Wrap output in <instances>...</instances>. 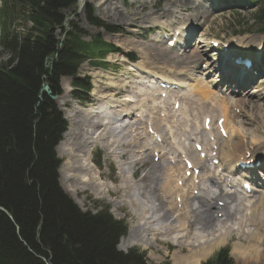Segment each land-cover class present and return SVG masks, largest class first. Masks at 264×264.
<instances>
[{
	"label": "trees",
	"instance_id": "obj_1",
	"mask_svg": "<svg viewBox=\"0 0 264 264\" xmlns=\"http://www.w3.org/2000/svg\"><path fill=\"white\" fill-rule=\"evenodd\" d=\"M3 2L8 15L0 12V206L5 209L0 211V264H45L46 257L51 264H146L139 250L117 249L128 229L123 221L108 208L96 215L81 212L59 186L55 146L65 122L43 93L44 82L60 93L61 77H76L86 60L108 67L103 59L120 49L100 34L86 40L73 23L65 27L78 0ZM255 16L264 34V6ZM16 19L21 25L12 29ZM88 20L110 32L123 31L93 10ZM87 83L74 80L81 90L89 88ZM206 264L233 261L222 250Z\"/></svg>",
	"mask_w": 264,
	"mask_h": 264
},
{
	"label": "rangeland",
	"instance_id": "obj_2",
	"mask_svg": "<svg viewBox=\"0 0 264 264\" xmlns=\"http://www.w3.org/2000/svg\"><path fill=\"white\" fill-rule=\"evenodd\" d=\"M103 2L111 3L112 8L109 7L106 12V9L104 8L103 4H101V6L103 5L102 7L99 6L98 4L99 0H81V4L83 6L79 8V10L77 11V15L71 18L73 25L79 28L83 32V37L86 40L90 39L93 36L100 34L106 41L115 44L117 47H120L121 52L111 53L109 56H107L106 60L111 63V66L108 68H104L103 71H109V72L112 71L116 74L121 75L124 70L130 69L133 67L131 61L127 57V54L134 53L138 57L139 60H142L145 57V59H143L142 61L144 62V66L149 68V70L151 69L155 70L158 72V74L167 75V71L168 73L173 74L172 73L173 69L166 71V69H164L165 64L161 61L157 62V60L155 62L153 58H154V51L155 49L158 48L159 45L162 44L164 48H167L165 47V44L162 42L158 28H166L168 30L169 23L175 24V21H178V20L185 21L187 22V24L192 25V28H194L195 30V34H194L195 43L199 41V39L204 41L202 43V46L200 44L201 47L198 48L200 50L198 53L199 58H200V61L198 60L199 62L198 67L201 61L205 60L206 58H208L210 55L213 54L212 52L206 53L207 49L210 48V42L213 38L236 39L241 42V47H243V49L251 48L252 50H257V49L259 50L260 46L264 45V35L259 34V31H258L259 26L257 25L256 16H255V13L259 10V8L263 7V2L261 0H243V2L235 4L233 7L229 9H214L205 0H197V1L196 0H106V2L105 1ZM0 6H1V0H0ZM91 9L94 10L93 11L94 14L99 19H101L108 25L122 28L123 32H118V33L108 32V30L97 27L93 25L92 23H90L88 20V16H89V12ZM200 14H203V15H200ZM175 16L179 17L178 20L175 18ZM20 22L21 21L18 20L17 22L18 26L20 25ZM68 25L69 24H67L66 27H69ZM105 34L108 36H105ZM107 37H109V39ZM159 42H161V44L154 45L152 47L153 44H157ZM171 50L175 52L174 49H171ZM192 52H193V49L184 56V59L192 56L193 55ZM146 55L148 57H146ZM146 58L147 59L149 58L148 60H152L153 62L152 63L151 61L149 62ZM195 59H198V57H196ZM193 60L194 58L192 59V61ZM190 64L192 66V64L194 63L192 62ZM90 68L94 69L93 66L89 64L88 62L83 63L77 75L79 78L76 77V79L89 76L88 78L91 80L90 83L92 85L90 96L91 97L93 96V99H94V102H92L93 101L92 100L91 103L93 104L97 103L100 105V107L98 108V113L101 116H103V113L101 112L103 109L107 111V113L111 115L113 118H115L117 114L119 115V113L117 112L119 109L117 108L118 106L116 105L119 104L121 101H123L122 103L123 108H124L123 115L130 114L129 117L133 118L135 117L134 111L136 112L137 111L136 109L139 110V108L141 107L143 111L145 112L148 111V121H152L156 125L155 127L157 129L160 128V133H161L162 138L164 137L167 139L168 144L166 147L168 148V151L170 153L169 155L167 154V156L163 158L164 168H162V171L157 172L154 169V164L156 161L154 162L153 160V157H154L153 150L156 147L159 148L160 146L154 147L152 145L151 143L152 138L150 137L148 138V134H146L147 130H145V128L142 129L143 132H138L135 126L133 125L132 130L134 129L135 137L138 139V142H139L138 146L134 148L135 150L134 152L137 151L136 154L131 151L130 154H127L124 158L122 154H119L118 161H115L111 155L112 147L110 148L105 147V146L103 147L102 144H99V145L96 144L95 147L93 148L91 159L93 160L94 168L96 170H99V172L104 173V175H101L100 180L97 181V184L98 185L99 184H109L112 182L114 184H118L120 181L119 180L120 179L119 168L122 166L120 165V163H124V166L129 167V169L131 170V173H133L132 171H134L135 176H136L135 178L136 182L140 183V181L142 182V179H143V184L146 187V190L153 191V187L155 185L153 184L154 179L152 176H155L156 178V173H157V175L158 174L160 175L161 180H165V173L170 171L169 169L170 159L169 158H171L172 156H175L176 158H178L179 147L185 145V146H188L190 150L194 151V146H193L194 141L196 140L201 141V142L203 141L202 132L191 135L192 130H193V133L197 132L195 131L196 129L194 130L195 122L198 121L199 124L197 125H200L202 123V118H203L202 115L205 114V113L200 114L199 107H198L199 104L203 103L202 100L199 99L198 95H196L197 97L193 96V98H197L198 104H195L196 108L195 107L193 108L191 106L190 111L188 113V116H190L189 117L190 120H188V118H185L186 116L181 115L178 112H174L175 110L173 109V102H174L173 98L175 96H173L171 100L166 102V104L168 103L167 111H169L168 113H170V117L168 120H162L163 118H161L159 115V112L162 109L155 107L156 105L154 106V104H156V102H154L155 101L154 99H157L156 96L158 95V92H154L155 96L153 94H150L151 96L146 97L145 92L148 93V88L146 87L147 84L144 82L146 81V78L141 77V78H136L134 80L132 79L126 87L118 89L114 95H109V90L110 88H112L110 85L111 84L110 78L105 75H102L101 77L102 81L101 83L100 82L98 83L102 85V88H101L102 93L105 92L106 95H104L105 97L104 99H101V98H96L92 93V91H94V88H95L94 84L95 82H97L98 78L94 72H91L92 69ZM172 68H175V67H172ZM180 69L187 70L188 67L182 63L179 66V70ZM190 69L192 70V67ZM74 80L75 78H68V77L61 79L62 93L58 95V97H62L61 98L62 102H58L56 101V99L54 100L52 98V101L54 102V105H55L54 107L57 108V112L60 111V113L62 114V117L64 118L67 124L66 130L62 136V140L60 141L59 144H57L55 148V152H57L58 157L61 158L63 161V164L61 165L58 171L59 184L63 188L65 193L73 201V203H75L78 206L81 212L83 213L88 212L93 215H96L98 212L103 210L102 206H108L110 209V213L116 219L125 221L129 225V229L131 230L132 225L137 222V218H136L137 216L130 212V208L127 205V203H124L118 206L115 205L117 202H121V201L124 202V197L120 198V194H117L115 191H110L107 194L104 193L102 195L101 193H99L100 191H99L98 186L94 187L93 189L87 188V187L82 188V189L78 188L79 184L72 177H68L67 175L69 170L67 169L66 163L69 159L66 153L64 154L62 153V155H60L59 151H61V146H64L65 149L66 147L75 148L77 146L75 149H78V145H79V139L76 138L75 136L74 138L72 137L73 139L70 137L65 138V133L69 131V129L70 131L68 133H70V136L72 134L71 132L72 128H70L71 122L66 115L68 112L71 111L72 108L79 107L77 103L74 105V101L72 99V96H73L72 95L73 94L72 93L73 91L72 82ZM200 84L207 86V84H204L202 82H200ZM249 86L250 88L247 91L249 94H247V92L246 93L240 92L238 94L232 95V97L235 100L240 99V100L246 101L247 103L244 104L243 106L242 105L238 107L234 106L230 108V111H232L231 114L233 116L231 118H232V121L234 122V125H236L239 129L243 130V133H245L246 135V137L243 139L245 143L244 142L243 143L247 145L249 149L255 148L256 149L255 153L258 156L260 154L262 156L263 151L261 152L260 148H259L260 151H257V148L259 145L261 146L264 145V72L260 77L251 81ZM184 93L189 94L190 91L185 90ZM128 96L129 98H131V100L125 99ZM132 99L134 100L133 102H131ZM149 99L151 100V102ZM146 100H149L148 102H150V105L144 104ZM157 100H160V99L158 98ZM216 101L213 100V102L216 105L212 103V100H209L208 101L209 103L204 101L206 103L204 105L208 106L207 108L208 110H210V108L218 109L217 115H216L218 117L221 110ZM63 102L65 103L63 104ZM105 102H106V105H108L109 107L108 109L106 107L104 108ZM182 102L184 106L185 102L184 101ZM111 104L115 106V107L113 106L114 107L113 109L111 107ZM189 104L193 105L192 102ZM144 105H147V107H145ZM183 106L180 109H183ZM115 109H118V110L116 111ZM142 110H139L141 111L140 113H143ZM154 116H155V119H153ZM127 119H125L126 122H127ZM133 121L134 123H136L138 120L134 118ZM106 124H107V120H105V124L102 125L103 129L106 127ZM116 125L118 127V123H111L110 125V127H112L113 133L115 134V137L113 139L120 140L123 134L132 133V131L128 130V126H129L128 123H127V127L125 131L122 130L120 133L117 132L116 129L113 128ZM170 130H172L171 132L173 133L172 134L173 136L169 138L167 135H168V132H170ZM218 136L220 135H217V137ZM190 137H193L194 140H192V138L190 139ZM220 137L222 138V136ZM253 138L254 140L257 139V141L254 142ZM206 139H208V137H206ZM247 146L246 148L242 150V152L248 149ZM160 150H161V147H160ZM76 151L73 150L74 155H78L80 153ZM143 155L146 156L145 157L146 160L144 159L142 160ZM70 158L73 159V157H70ZM135 159H137L135 163L129 164L131 160H135ZM177 166L179 167V165ZM184 170L186 169H185V166L183 165L182 170H181L182 174L185 172ZM203 173L205 174V172ZM145 175L146 177L144 178ZM192 179H189V180L191 181ZM191 185L194 188L193 186L194 184L192 183ZM203 185H209L207 182V178L204 179ZM221 185H222V181H221ZM158 187H159V182H158ZM186 187H188L190 190L192 189V187H189V185ZM139 189L141 188L139 187L137 189V185L133 189V194L135 195V198L138 200L142 198L148 199L147 195L143 197L144 193L141 192ZM187 190L188 189H186L183 192H187ZM139 193H141V195H139ZM238 198H239V201L243 202L241 204V206L243 207L241 214L234 216L232 219L226 222L224 221L222 224L224 227L229 228V230L233 233L232 236L228 239L227 243L220 245L215 250H213V252L207 258L203 259L201 261V264L210 260L212 257L214 258L217 255V253L223 248H230V256L233 261V264H241L236 259V255L233 254V250H234V247L239 243L244 244V246L250 245V243L248 244L247 240L245 239L246 234H243L240 231L246 230L245 231L246 233H249L250 231H256L255 229L257 228V226L251 225V223H249L247 220L249 216L248 214L252 213L251 206L256 198L255 196L248 197V198H240L239 196ZM158 202L163 204L161 199ZM163 205H166V204H163ZM234 206L235 204L230 203L229 211L232 210ZM174 208H173V211H171L172 213L170 212L171 216H175L176 214L175 210L177 207H174ZM116 213L123 214L122 215L123 217L119 218ZM143 221H146V220H143ZM240 221L242 223L243 222L245 223L242 224L240 223ZM197 225H198L197 223H194V225L192 226L191 232L196 231ZM220 227L221 226H218L217 229ZM239 227H241V229ZM259 233H260L259 238L261 242L264 243V230H260ZM129 236H130V233L127 236L128 238L126 237L123 239V241L127 243L129 246L127 247L125 245L123 248L125 249L138 248L139 251L144 252L146 254L147 264H175L174 254L180 247H177V245L166 241L168 238H170L169 236L158 234L157 238L155 237L157 239L155 241V244H153V246L150 248H145L138 244L137 245L131 244L129 242ZM206 237H211V236H206ZM124 242H123V245L125 244ZM261 249L262 250L264 249V245H262ZM183 252L187 253V248H185ZM43 260L46 262L45 264H50V259H48L47 257ZM262 264H264V262Z\"/></svg>",
	"mask_w": 264,
	"mask_h": 264
},
{
	"label": "bare ground",
	"instance_id": "obj_3",
	"mask_svg": "<svg viewBox=\"0 0 264 264\" xmlns=\"http://www.w3.org/2000/svg\"><path fill=\"white\" fill-rule=\"evenodd\" d=\"M103 1L106 2V0H99L98 4L99 6L103 4L107 12V9L109 7L112 8V4L109 2L104 3ZM175 18L177 19L178 17L175 16ZM176 24H178L177 21ZM188 27L192 29V25L188 24ZM176 29H180V27L175 26L174 31ZM105 36L108 35L105 34ZM107 38L109 39V37ZM188 42L189 41L185 42V45L189 44ZM201 42L194 47V50L192 52L193 55L190 56L189 58L185 57L186 59H184L185 56L184 54H181L182 56L179 55L178 50L174 49L175 52H173L169 47L167 48H169L170 50L164 48V46L160 42L152 45L153 47L154 45L161 44L158 46L157 49H155L154 58L152 57L153 55L151 57L155 60V62L156 60L157 62L158 61L163 62L165 64L164 69H166V71L173 69L172 70L173 74H170L172 76H169L168 74L167 75L158 74L157 71L152 69L149 70V68L144 66V62L142 61L143 59H145V57L136 63H132L133 67L124 70L121 75L116 74L112 71L111 72L103 71V69H99V68H94V69L90 68L92 69L91 72H94L98 78L97 82H95L94 84L95 88L94 91H92V93L96 98H101V99L105 98L104 95H106V93L105 92L102 93L101 90L102 85L98 83V82L101 83L102 75H105L110 78L111 81L110 85L112 88H110L109 90V95H114L118 89L126 87L132 79L134 80L136 78H141V77L147 78L149 75H157L161 79H164L169 82L178 83L180 85V89L177 90V92L175 91L171 92L172 94L170 95V97L175 96L176 101L174 100L173 104L175 105V103L178 101L181 104L180 108H182L183 106L182 101L185 102L184 103L185 107L183 106V109H180V111L183 113L189 111V110L186 111V107L191 108L192 106L194 108L195 104H198L197 98H193V96L195 97L196 95H198L199 99L202 100L203 102V103L200 102L201 104H199L198 106L200 114L205 113L204 115H202L203 118H205L206 115L208 116L211 115L213 116V118L215 117L217 119L221 115H224L225 116L224 127L225 130L227 129L230 137L229 140H226L222 136V134H220L222 138L220 136L217 137V135H219L218 134L219 132L216 130L217 134L214 135L215 140L210 141L209 143V141L206 140L205 133L202 132L203 133L202 139L205 145L204 150L208 152V155H211L212 151L214 150V145L216 144L218 146V153H219L218 158L220 159V162L214 168H216L217 170L223 169V172H225L226 174V179L231 177L233 180L232 185L234 187H238L237 177L234 174L237 168H234V165L236 162L241 161L242 157H245V155L249 151V148L247 145L244 144L245 142L243 141V139L246 137L245 133H243V130L239 129L236 125H234V122L232 121L231 117L233 116L231 114L232 111H230V108L234 106L237 107L241 105L243 106L247 102L240 99L235 100L232 97L233 94L229 92L226 93L224 97H219L216 95V92L210 89V87L200 84V82L203 83V80L201 79V76L196 75V72L186 73L185 70H181V69L179 70L180 64L182 63L185 64L187 63L188 60L190 61L194 58V60L192 61L194 64L198 62V60H200L198 55L199 53L198 48L200 47ZM237 47L239 48L240 46L237 45ZM263 50H264V45H262L259 48L257 54L260 55L263 52ZM230 56L232 58L235 57L234 55H230ZM146 57L148 56L146 55ZM196 57H198V59H195ZM148 61L149 62L151 61V63L153 62L152 60H148ZM183 71H185L186 76L184 75L183 77L177 78L179 72H183ZM144 82L147 84L146 81ZM146 87L149 89L150 85L147 84ZM184 90H189L190 93L186 94L184 93ZM148 93L154 95V92L152 93L148 92ZM148 93L145 92L146 97H148ZM61 98L62 97L56 98V101L62 102ZM158 98L159 97H157V99ZM125 99L131 100L129 96L126 97ZM157 99H154L155 100L154 102H156L155 107H161L162 105L161 106L158 105L160 102L168 101V100L160 101L161 99L160 100ZM209 100H212V103H214L213 100L215 101L218 100L216 102L221 110L218 117L216 116L218 109L212 108L213 109L212 110L210 108V110H208L207 109L208 106L204 105L206 104L205 102L209 103L208 102ZM65 102H63V104ZM92 102H94V99ZM191 102L193 103L194 106L189 104ZM122 103L123 101H121L119 104L116 105L118 106L117 108L119 110L118 109L115 110L116 111L118 110L117 112L119 113V115L117 114L115 118H113L111 115L107 113V111L103 109L101 111L103 113V116H101L98 113V108L100 107V105L97 103L94 104L91 103L89 104L88 107L87 106L74 107L71 109L70 112L67 113L66 116L69 118L71 122L70 128H72L71 130L72 134L70 136V133H68L70 131L69 129V131L65 133V138L66 137L74 138L75 136L76 138L79 139L78 149H75L77 146L75 148L66 147V149L64 148V146H61V151H59L60 155H62V153L63 154L66 153V155L68 156L69 160L67 161L66 165L69 172L67 173V175L68 177H72L79 184L78 188L82 189L87 187L93 189L94 187L98 186L100 191L99 193H101L102 195L104 193L107 194L110 191H115L117 194H120V198L124 197V202L122 201L117 202L115 205L118 206L127 203V205L130 208V212L137 216V217L135 216L137 218V222L132 225L131 230L129 231L130 233L129 242L131 244L133 245L138 244L145 248H150L153 246V244H155V241L157 240L156 239L157 235L163 234L164 236L166 235L170 237L166 241L177 245V247H180L174 254L175 264H201V261L203 259L207 258L217 247L227 243L228 239L232 236L233 233L229 230V228L224 227L222 224L224 221L226 222L232 219L234 216L241 214L243 210L241 204L243 202L239 201V198L235 195L234 192L225 191V189L223 188V183L221 185L223 176L221 174H218L219 171H216V169L214 173L213 172L214 168L211 167L206 168L204 166V161L199 156L201 154L200 152H198L199 153L198 154L195 150L194 151L190 150V148L185 145L179 148L180 155L184 156L190 154L193 158V163L195 167H201L203 171L207 172L206 174L200 172L197 179H199V181H203L205 178H207V181L209 182V186L204 185L201 187L202 188L201 189L199 185L194 184L193 185L194 188H193L192 185H190V182H192V180L196 181L197 179L193 176V179L190 181L189 180L190 178L186 177L185 174L181 173V164H182L181 160L179 162L177 161L176 164L172 166L173 168L172 170L176 169L175 172L171 173L169 171L165 173V180L163 182L159 174L158 176L156 173V178L155 176H152L154 179L153 184L157 185L156 189L158 190V192L155 190L153 191L146 190L142 178H141L142 182L141 181L140 183L136 182L134 171H132L133 173H131L129 167L124 166V163H120V165L122 166L119 168L120 181L118 184H114L112 182L109 184L98 185L97 181L100 180L101 175H104V173L99 172V170H96L94 168L93 161L91 159L92 150L95 147V145L102 144L103 147L104 146L109 148L112 147L111 155L115 161H118L119 154H122L124 158L127 154H130L131 151L134 152L135 151L134 148H136L139 144L138 139L135 137V131L134 129L132 130L133 125L135 126L137 131L140 130L138 121L134 123L133 121L134 117L133 118L129 117L130 114L123 115L124 108ZM146 103H148V100H146L144 104ZM144 106L147 107V105ZM105 107L107 109L109 108L108 105H106V102L104 103V108ZM136 110L138 111V109ZM160 116L162 118L165 117L164 113H160ZM169 117L170 114L167 113L166 120H168ZM127 118H130L128 119V121H130V123L128 122L129 124L128 130L132 131L131 133L132 135L123 134L120 140L113 139L115 137V134L112 131V127H110L111 123H118V127L116 125L113 128L120 133L122 130L125 131L127 127V124L123 123L124 120ZM215 118L214 120H216ZM105 120H107V124L106 127L103 129L102 125L105 124ZM147 128L148 127L146 126V129ZM156 129L157 128L155 127V130ZM159 130L160 128L157 129L156 131L160 132ZM166 141H167L166 139H163V143ZM256 141L257 139L254 140V142ZM151 143L153 145L160 146L159 144H156L157 141L153 142L152 140ZM246 146L248 149L242 152V150L246 148ZM259 148L261 149V152L263 151L262 156L261 154L259 156L257 155L260 158L264 156V145L263 146L259 145L257 151H260ZM156 149L158 148L156 147L153 150L154 157H155ZM73 150L74 151L77 150L76 152L78 153L80 152V153L78 155H74ZM159 151H160L159 152L160 159L161 158L163 159L165 157V154H163L164 149H161ZM136 152L134 153L136 154ZM254 156H256V153H254ZM70 157H73L74 160L71 159ZM145 157L146 156L143 155L142 160L143 159L146 160ZM136 161L137 159L131 160L129 164L135 163ZM162 165L163 162H158V164H154V169L157 172L158 171L161 172ZM177 165H179V167ZM187 170L188 169L184 170L185 171L184 173H186ZM244 174L245 172L240 173L241 177ZM261 175L264 177V174ZM145 177L146 175L144 176V178ZM180 180H184L185 182L184 186H180L178 184ZM158 182H159V187H158ZM136 185H137V189L140 187L141 189L139 190L144 193L143 197L147 195L148 199L142 198L138 200L135 198V195L133 194V189ZM188 185L189 187H192L191 190L188 187H186ZM226 186H227V182H226ZM253 187H254L253 192L250 195H245L246 197L255 196L256 198L251 206L252 213L248 214L249 216L247 220L249 223H251V225L254 226L256 225L257 228L255 229L256 231H250L249 233H246L245 232L246 230L240 231L243 234H246L245 239L247 240L248 244L250 243V245L247 244L248 246H244V244L239 243L234 247L235 251L233 250V254L236 255V259L241 264H262L264 262V249L263 250L261 249L264 243H262L259 238V234H260L259 231L264 230V182L263 181L259 182L258 187L254 184ZM205 188H207V190ZM186 189H188L187 192H183ZM196 189H199L200 191L199 194L194 193ZM238 192H240V189H238ZM139 195H141V193H139ZM179 197L182 198L180 203L177 201ZM160 199L162 200L163 204H166L167 206L163 205L162 203H159L158 201H160ZM220 200L224 201L223 204H219ZM229 202H231V204H235L233 209L230 211H229V206H230ZM181 204H182V208H181L182 211L179 212L180 215L178 217L171 216L170 212L173 211V208L177 207L175 210L176 211L175 213L177 214V211H179L178 206ZM220 213H222L221 218L218 216ZM116 214L119 218L123 217L122 216L123 214L121 213H116ZM241 221L240 223H242ZM194 223L198 224L197 229L195 232H191ZM244 223L245 222H243L242 224ZM218 226L221 227L217 229ZM241 227L239 228L241 229ZM206 236H211V237H206ZM185 248H187V253L183 252Z\"/></svg>",
	"mask_w": 264,
	"mask_h": 264
},
{
	"label": "water",
	"instance_id": "obj_4",
	"mask_svg": "<svg viewBox=\"0 0 264 264\" xmlns=\"http://www.w3.org/2000/svg\"><path fill=\"white\" fill-rule=\"evenodd\" d=\"M44 92L49 95L51 98H54V96L51 93L50 90V85L49 84H44ZM0 209L4 211V208L0 206Z\"/></svg>",
	"mask_w": 264,
	"mask_h": 264
}]
</instances>
